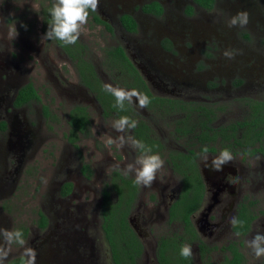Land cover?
<instances>
[{
	"label": "rangeland",
	"instance_id": "rangeland-1",
	"mask_svg": "<svg viewBox=\"0 0 264 264\" xmlns=\"http://www.w3.org/2000/svg\"><path fill=\"white\" fill-rule=\"evenodd\" d=\"M149 1L152 0H99L97 11L109 23L110 31L89 16L77 41L84 46L82 53L94 64L104 86L141 93L125 85L127 78L121 77L119 68L106 62L103 50L120 45L132 61L159 64L172 76L178 75L176 79L182 82L172 92L154 88L156 91L180 99H205L202 102L220 110L226 121L236 111L243 110L238 106L241 97L254 93L264 96V0H215L210 9L200 8L189 0H160L163 11L159 16L139 11ZM53 3L54 0H0V81L5 77L1 68L6 66L8 81L15 89L30 82L38 94V100L30 101L19 110L24 125L33 134V143L22 155L17 149L4 155L1 149L6 148L8 136L5 131L0 132V173L8 159L10 163L5 170L11 172V180L0 189V227L22 232L25 228L28 245L36 250L38 259H47V262L48 255L62 256V245L58 240V251L52 241L54 236H46L45 230L35 228L38 227L37 212L41 211L49 219L47 230L67 231L63 226L69 227L76 240V253L80 255L84 251L89 264H113L101 229V189L109 184L112 170L123 172L125 164L136 157H129V150H133L130 146L123 149L106 146L107 136L121 135L113 128L117 118L107 116L92 95L85 92L67 54L53 40H43L46 30L42 11ZM188 5L192 7L190 13L185 12ZM240 11L248 12V24L228 27V19ZM120 12L130 13L137 19L135 33L128 34L119 28L116 18ZM13 27L18 33L15 38L11 35ZM225 50H233V58L225 57ZM215 67L219 76L214 79H222L219 91L183 85L187 79L202 78ZM237 79L244 82L235 88L239 84ZM147 83L150 85V81ZM226 84L231 85L229 90L225 89ZM131 103L134 111L141 110L138 99L133 98ZM74 104L85 106L90 121L88 135L77 137L76 149L65 138L67 114ZM41 105L47 106L50 118L43 116ZM143 110L139 112V120L146 122L156 136L163 135L172 125V118ZM1 120L4 119L0 113ZM16 159L20 161L17 163ZM82 164H86V170ZM65 182L70 183L67 193L62 188ZM148 192L149 189L143 192L141 199ZM111 197L115 198L114 192ZM126 218L135 224L138 238L145 246L138 264H154L150 251L154 242L177 228L165 226L163 214L148 228L141 225L140 215L135 211ZM21 252L22 248L14 244L9 258L21 256Z\"/></svg>",
	"mask_w": 264,
	"mask_h": 264
},
{
	"label": "flooded vegetation",
	"instance_id": "flooded-vegetation-1",
	"mask_svg": "<svg viewBox=\"0 0 264 264\" xmlns=\"http://www.w3.org/2000/svg\"><path fill=\"white\" fill-rule=\"evenodd\" d=\"M156 1L162 7L161 1ZM144 4L139 7L140 12ZM95 12L105 20L98 11ZM122 14L129 15L135 22L133 32L126 31L121 25L118 16ZM116 19L119 28L125 33L132 34L137 31L138 22L132 14L120 12ZM105 21L107 22V20ZM57 47L62 50L60 46ZM120 47L127 56L124 47ZM127 58L131 65L129 71L133 70L134 72H128L126 68L119 71L121 77L127 78V81H124L125 85H133L136 82L133 80V76L137 74L150 95L162 99L159 101L151 99L147 107H140L139 112L141 113L146 108L159 114L162 113V115L172 118V125L166 128L163 135L156 136L146 122L139 120L141 114L134 111L132 103L129 102L132 109L128 111L127 115L139 123V127L137 126L135 130L128 131L129 134L151 148V154H159L164 160V167L157 173L155 182L148 188L135 184L133 176H126L124 172L119 171L120 177L123 179L124 200L128 195L130 197L129 203L125 202L126 216L131 211H135L136 215H140L141 225L148 228L157 217L163 214L164 225L173 229L177 228L168 235L172 236L174 232H182L184 237L177 240L168 239V246L171 249L168 248L167 252H172L171 243L180 244L181 247L190 244L193 251V256L190 258L193 264H224L225 258L233 259L232 252L238 255L234 264H264V257L256 259L245 243L258 231L264 230V96L254 93L241 97L238 106L243 110L236 111L231 120L226 121V116H223L220 110L212 104L202 102L206 101L205 99H180L154 89L160 88L166 92L178 89L179 84H182L179 79H176L178 75L172 76L168 69L162 68L159 64H156L155 67L148 62V64L134 62L129 55ZM1 69L5 77L3 81H0V113L4 119L1 121H4L6 125L3 132L5 131L8 136L6 148L1 150L4 155H7L9 150L17 149L21 151L22 155V151H26L33 143V134L24 125L22 112L19 114L20 108L26 107V104L19 107L13 106L18 88L15 89L13 83L8 81L7 67L3 66ZM188 69L191 71L190 68ZM233 72L234 68L230 73L231 76H233ZM214 76H219L216 67L209 69L202 78L187 79L183 85L202 86L208 87V90L218 89L217 91H219L222 79L220 77L214 79ZM149 81L150 85L147 83ZM237 81L239 84L235 88L244 82L242 79H237ZM137 86L134 87L137 88ZM230 87L229 84L225 85V89L229 90ZM85 92L90 93L92 99L97 103L87 88H85ZM141 93L143 94V92ZM87 115L89 120L88 112ZM106 115L115 117L113 113H106ZM77 136L81 137L82 135L78 133ZM70 145L73 147L72 144ZM204 147L209 149L210 157L219 155L221 150L227 148L234 158L223 166L222 171H213L211 168H205L200 162V154ZM133 150H129V157L137 158L141 153L139 150ZM124 154L127 156V153ZM16 161L18 163L20 160L16 159ZM8 163H10L9 159L5 162L0 173V189H4L5 183L11 180V172L5 170ZM233 178H236L235 182H233ZM126 183L130 185H126ZM148 189L149 192L144 200L141 199L143 192ZM181 214H187L189 225L195 230L198 240L189 238L188 229L179 220ZM233 216L238 217L243 223L233 227L229 222ZM45 218L46 224L42 228H35L45 230L46 236L50 234L54 236L52 239L54 244L58 246L59 240L62 245V256L51 257L48 255L47 258H50L48 261L55 262V264H89L85 261L87 255H84V251H81L80 255L76 253L74 249L76 240H74V233L69 232V227L63 226V229L67 231L47 230L49 219L47 216ZM127 224L135 233L137 242L140 244L138 255H135L136 249L131 250L134 264H138L139 256L143 251L145 252V246L138 238L135 224H131L130 219ZM160 237L157 238L150 250L154 264H160L156 257ZM199 243L203 244V249L199 248ZM57 250L60 251L59 246ZM18 257L21 256L8 258L6 263ZM38 258L36 257V264L50 263L46 262L47 259ZM169 259L171 258L169 257ZM170 264H174L173 259Z\"/></svg>",
	"mask_w": 264,
	"mask_h": 264
},
{
	"label": "trees",
	"instance_id": "trees-1",
	"mask_svg": "<svg viewBox=\"0 0 264 264\" xmlns=\"http://www.w3.org/2000/svg\"><path fill=\"white\" fill-rule=\"evenodd\" d=\"M196 6L203 9H210L214 5V0H191ZM51 6L49 4L42 11L43 22L45 24V30L47 31L48 25L51 24L50 10ZM192 7L188 5L185 12L190 13ZM142 11L151 13L153 15L159 16L162 13V7L159 2L152 0L147 4L142 6ZM89 16L95 23L102 24L107 30H111L109 24L100 18L96 12H90ZM118 20L126 31L133 32L135 30V22L133 19L127 15L122 14L118 16ZM53 40L62 50L67 54L72 63L75 65L79 81L81 85L88 89L96 99L100 108L104 113H113L117 119L121 116H128V111H131V106L129 102H125L124 110L121 111L115 106L116 101L115 97L108 91L105 90V87L102 85L98 73L95 69L94 64L84 57L82 49L84 46L78 41L75 44L65 45L63 42ZM106 62L111 66H116L119 70L126 68L128 72H134L133 70L129 71L131 68L130 61L127 56L124 54L122 48L118 45L107 47L103 50ZM120 67H119V66ZM133 80L136 82L132 87L137 86V88L143 92L144 95H147L151 100H162L161 98H156L147 91L145 85L139 80L138 75L133 76ZM32 100H38V94L33 88L30 82L25 83L20 86L13 100V106L19 107L24 104H28ZM42 114L45 117L50 116L47 106L41 105L40 107ZM129 117V116H128ZM132 119V118H131ZM67 125L68 131L65 134L66 140L77 148L75 143L78 133L82 136L88 135L89 120L85 107L79 104L72 105L67 114ZM139 123H137V126ZM139 127V126H138ZM6 128L5 122L0 121V131H3ZM136 129V128H135ZM134 129V130H135ZM82 169L86 170L87 166L82 165ZM123 179L120 177V174L117 170H112L110 174L109 184H106L101 189V204H100V217H101V229L105 241L109 246L110 257L113 264H134L133 254L131 253L132 249H136L135 255H138L140 251V244L137 242V237L132 229L128 226L126 221V208L125 202L128 204L130 201L129 195L124 200V195L122 192ZM126 185H130L126 183ZM63 193H67L70 190V183L65 182L62 184ZM111 192H114L115 198L112 199ZM37 226L42 228L46 224V218L41 213L37 212ZM179 220L185 224V228L188 229L190 233V239L198 240L195 230L189 225L187 214L179 215ZM185 232L187 230H184ZM26 229L23 228V234H25ZM182 232H174L172 236L168 235L165 237H160L158 240V248L156 257L160 264H170V261H174V264H193L191 258H184L180 255L181 246L176 243L172 244V252L168 253V248H170L168 239H182ZM199 248L203 249L204 246L202 243H199ZM171 249V248H170ZM233 259L228 260L225 258L224 264H234L237 259L236 253L232 252ZM169 257L171 259H169ZM6 264H21V257L13 258ZM210 264V263H209Z\"/></svg>",
	"mask_w": 264,
	"mask_h": 264
},
{
	"label": "clouds",
	"instance_id": "clouds-1",
	"mask_svg": "<svg viewBox=\"0 0 264 264\" xmlns=\"http://www.w3.org/2000/svg\"><path fill=\"white\" fill-rule=\"evenodd\" d=\"M99 8V0H54L50 10L51 24L48 25L43 40L56 39L65 45L75 44L79 39L84 26L88 22L90 12H95ZM249 22L247 11H240L235 16L228 19V27H244ZM18 33L13 27L11 35L13 38ZM223 55L229 59L233 58V50H225ZM105 90L114 97L115 106L121 111L124 110L125 102H133V98L139 100L141 108L147 107L150 99L147 95L139 93L137 90H127L124 88L105 85ZM137 127V121L128 116H121L113 122V128L121 135L115 138L106 137V146L115 145L119 149L130 146L139 150L141 153L134 161L125 164L123 168L124 175L133 176L134 182L142 187H151L155 182L157 173L164 167V160L159 154H151V148L147 147L142 141L128 135L127 132ZM233 154L227 148L221 150L215 157L209 156V149L204 147L200 154V162L205 168H211L213 171H222L223 166L233 160ZM236 178H233L235 182ZM230 224L235 227L241 225L238 217H231ZM239 235V233H236ZM246 246L251 250V254L260 259L264 257V230L258 231L251 239L247 240ZM18 245L22 248L21 264H36L37 252L28 245L24 234L20 229H7L0 227V264H6L8 261L12 245ZM180 255L184 258L193 256L192 246L185 244L181 247Z\"/></svg>",
	"mask_w": 264,
	"mask_h": 264
}]
</instances>
